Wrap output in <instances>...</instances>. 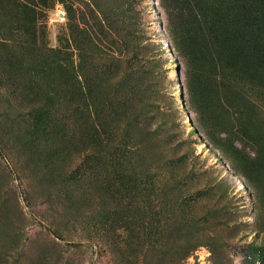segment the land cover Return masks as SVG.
Segmentation results:
<instances>
[{
	"label": "rangeland",
	"instance_id": "rangeland-1",
	"mask_svg": "<svg viewBox=\"0 0 264 264\" xmlns=\"http://www.w3.org/2000/svg\"><path fill=\"white\" fill-rule=\"evenodd\" d=\"M190 1L0 3V264H264V86L176 48Z\"/></svg>",
	"mask_w": 264,
	"mask_h": 264
},
{
	"label": "trees",
	"instance_id": "trees-1",
	"mask_svg": "<svg viewBox=\"0 0 264 264\" xmlns=\"http://www.w3.org/2000/svg\"><path fill=\"white\" fill-rule=\"evenodd\" d=\"M4 1L18 16L19 23L14 27L22 33L28 32L34 24L32 13L36 11V0H14L13 8V0H0V3ZM173 10L169 31L179 51L189 50V54L196 55L209 67L218 63L225 76L239 87L255 82L264 86V0H191L190 10L207 32L197 27L199 23L183 7ZM122 75L119 67L99 80V130L103 141L110 139L108 130L114 125L113 100L123 87L128 97L120 100L119 110L124 111L125 117L138 116L137 105L130 95L134 86L130 79L120 78ZM148 107L143 103L144 113Z\"/></svg>",
	"mask_w": 264,
	"mask_h": 264
}]
</instances>
